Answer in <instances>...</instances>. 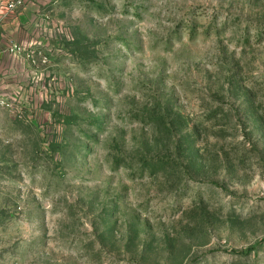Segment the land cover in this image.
<instances>
[{"label":"rangeland","instance_id":"rangeland-1","mask_svg":"<svg viewBox=\"0 0 264 264\" xmlns=\"http://www.w3.org/2000/svg\"><path fill=\"white\" fill-rule=\"evenodd\" d=\"M27 5L0 264H264V0Z\"/></svg>","mask_w":264,"mask_h":264},{"label":"crops","instance_id":"crops-1","mask_svg":"<svg viewBox=\"0 0 264 264\" xmlns=\"http://www.w3.org/2000/svg\"><path fill=\"white\" fill-rule=\"evenodd\" d=\"M37 8L34 5H27L24 6L23 8L19 9L15 13H11V19L10 21L6 22L5 25L3 26V29L5 31V37L6 41L8 42L9 45L13 44H23L25 45V30L28 29L29 25L32 24L34 21H36L37 17ZM28 17H33L32 21L27 23ZM4 37L3 34L0 35V91H4L7 88L11 90H16L20 92L25 93V53L22 56L14 55L8 52H2V44L1 42L3 41L2 38ZM22 57V58H21ZM5 61H13V62H20L21 64L18 65V67L12 65V72L16 76V70L18 68L21 69V77L22 80L20 83H13V84H5V75L3 74V67H4V62ZM7 74V73H6ZM13 76V78H15ZM11 78L10 74L6 75V78ZM3 78V79H2ZM5 78V79H6Z\"/></svg>","mask_w":264,"mask_h":264},{"label":"built area","instance_id":"built-area-1","mask_svg":"<svg viewBox=\"0 0 264 264\" xmlns=\"http://www.w3.org/2000/svg\"><path fill=\"white\" fill-rule=\"evenodd\" d=\"M31 0H11L7 5H6V10L8 13H15L19 9L23 8L24 6L27 5ZM20 48L16 45L13 44L10 46V52L11 54L22 56L23 54L19 53ZM0 105H4V103H1Z\"/></svg>","mask_w":264,"mask_h":264}]
</instances>
